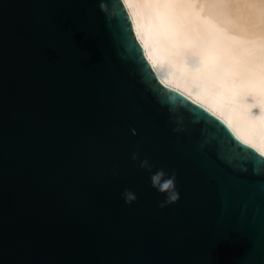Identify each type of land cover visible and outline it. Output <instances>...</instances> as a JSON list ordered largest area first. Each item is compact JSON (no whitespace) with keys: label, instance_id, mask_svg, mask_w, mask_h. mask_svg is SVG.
Returning <instances> with one entry per match:
<instances>
[{"label":"water","instance_id":"water-1","mask_svg":"<svg viewBox=\"0 0 264 264\" xmlns=\"http://www.w3.org/2000/svg\"><path fill=\"white\" fill-rule=\"evenodd\" d=\"M143 51L122 0H0V264H264V156Z\"/></svg>","mask_w":264,"mask_h":264},{"label":"bare ground","instance_id":"bare-ground-1","mask_svg":"<svg viewBox=\"0 0 264 264\" xmlns=\"http://www.w3.org/2000/svg\"><path fill=\"white\" fill-rule=\"evenodd\" d=\"M158 79L264 156V0H122Z\"/></svg>","mask_w":264,"mask_h":264},{"label":"clouds","instance_id":"clouds-1","mask_svg":"<svg viewBox=\"0 0 264 264\" xmlns=\"http://www.w3.org/2000/svg\"><path fill=\"white\" fill-rule=\"evenodd\" d=\"M100 8L102 11L107 12V6L105 3L101 2ZM179 131V129H177ZM133 159H137V155L133 154ZM141 168H147L151 170V165L147 159L141 161L140 163ZM151 183L154 188H156L159 192H166L167 197L164 202L160 203V207L164 208L169 204L175 203L179 200V193L175 189V175L168 176L167 173L163 169L156 171L151 176ZM123 197L125 202L128 204L133 203L136 200V195L129 189H125L123 192Z\"/></svg>","mask_w":264,"mask_h":264}]
</instances>
